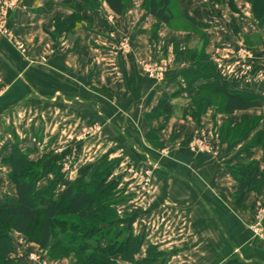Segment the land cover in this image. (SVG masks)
Listing matches in <instances>:
<instances>
[{
	"label": "crops",
	"instance_id": "0c3cea01",
	"mask_svg": "<svg viewBox=\"0 0 264 264\" xmlns=\"http://www.w3.org/2000/svg\"><path fill=\"white\" fill-rule=\"evenodd\" d=\"M171 2L176 19L206 36L205 53L220 70L221 82L231 91L261 97V107L251 110L264 116V26L259 27L250 5L235 0L237 12L226 1ZM142 3L130 0L120 16L104 3L87 10L78 0H21L12 12L11 30L27 50L20 53L0 38V206L16 203L7 176L10 168L3 163L14 143L32 162L61 158L57 161L63 181L55 194L74 181L81 167L108 160L116 163L112 176L119 179L114 208L120 217L112 226L145 238L136 259L152 245L166 254L167 264H264V242L250 231L257 218L264 229V188L238 206L233 200L237 184L230 174L235 164L253 163L259 176L263 150L245 148L251 135L232 142L223 139L218 125L225 116L190 119L189 103L196 91L181 80L188 62H176L173 45L185 36L198 37L160 25L153 39L156 20ZM75 12L84 20L70 32L57 34L55 21ZM109 33L114 40L108 39ZM122 36L130 37L131 51L119 56L113 45ZM242 46H251L253 62L237 57ZM151 61L166 65L161 81L141 70L142 63ZM159 104L167 120L161 116L147 121L145 115ZM96 124L102 126L101 133L84 138L86 128ZM203 128L216 129V159L193 156L181 146ZM259 130L264 131L263 122ZM150 139L168 155L153 149ZM122 164L138 172L156 167L149 194L141 193L139 180ZM260 209L263 215L258 216ZM17 252L12 259L19 258Z\"/></svg>",
	"mask_w": 264,
	"mask_h": 264
},
{
	"label": "trees",
	"instance_id": "16d2710c",
	"mask_svg": "<svg viewBox=\"0 0 264 264\" xmlns=\"http://www.w3.org/2000/svg\"><path fill=\"white\" fill-rule=\"evenodd\" d=\"M78 1L87 10H98L104 3L118 16L126 12L129 2ZM171 3V0H143L142 9L156 20L151 35H155L160 25L170 26L174 19ZM251 5L254 7L257 22L263 21L264 0H251ZM185 18L188 22H193L187 15ZM82 20L84 18L75 12L65 20L57 19L55 30L57 34L70 32ZM197 26L201 29L207 27L203 24ZM206 42V36L203 35L200 51L194 48L189 52L179 51L177 46L174 49L177 61L186 56L191 63L192 69L184 70L179 76L188 89L196 91L191 101L201 108L200 115L213 105L211 97L214 96L224 99L223 107L218 111L225 115L260 108L263 100L261 97L231 91L227 83L221 82L220 70L205 53ZM160 108L159 104L145 115V119L161 117ZM261 121L264 123V116L262 120H254L251 124L244 125L239 131L240 138L258 128ZM152 134L155 135L154 132ZM252 147L262 148L264 154L263 130L256 131L245 148ZM57 160L46 161L42 158L32 162L28 160L26 153L19 150L16 143L11 145L10 154L3 163L10 168L7 176L14 186L16 203L13 206H0V264H27L26 255L19 258V261L11 258L15 248L10 233L23 236L29 243L50 252L51 255L59 253V257L82 256L77 264H117L118 260L127 264H167L166 254L152 245L147 247L142 259H136L144 244V235H132L124 228L112 226L118 218L114 206L118 203L116 194L119 181L112 176L115 166L113 162L105 160L97 165L81 167L74 181L55 194L57 186L63 181L61 166ZM230 174L237 184L233 200L238 206L243 205L250 193L261 195L264 171L257 176L253 163L235 164L231 167ZM43 181L46 183L41 186ZM36 227L40 228V237L37 239L32 236ZM72 229L79 230V233L76 236H66ZM90 236H94L95 246L84 243L88 242L86 240Z\"/></svg>",
	"mask_w": 264,
	"mask_h": 264
},
{
	"label": "rangeland",
	"instance_id": "374dc122",
	"mask_svg": "<svg viewBox=\"0 0 264 264\" xmlns=\"http://www.w3.org/2000/svg\"><path fill=\"white\" fill-rule=\"evenodd\" d=\"M11 3L12 1L14 2V4H16V8L19 6L21 0H10ZM130 1V0H129ZM172 1V0H171ZM224 1L227 2V7L230 9V10H233V11H238L237 7H236V4H235V0H223L222 3L217 1V4H223ZM244 2L248 3L251 7V10L253 11V15L256 14L254 13L255 10L253 9V5H251V0H243ZM9 4V3H8ZM173 13V12H172ZM12 14V13H11ZM11 16V15H10ZM254 18H255V21H257L255 15H254ZM259 27L262 28V26H264V19L263 21H260L259 23ZM261 24V25H260ZM10 25V24H9ZM168 28H171V29H177L179 31H185V32H195L196 35H197V39H194V37L192 36H185V38H182L183 40L181 42H176L174 45H173V54L176 58V55H175V46L178 47V50L179 51H184L185 52H189V50L191 49H198V51H200L201 47H202V37H203V33L202 32H197V31H193L192 29H190V27L188 26V24H185V22L181 19H176V17L174 16V19L173 21L171 22L170 26H168ZM158 29H159V26L158 28L156 29V32H155V35H151L153 36L152 38L153 39H156L157 38V33H158ZM152 31H153V27H152V30H151V34H152ZM111 35H113V37L115 36L114 33H109L108 34V39H112ZM123 37H127L130 39L129 36H122L120 38H123ZM0 38L3 39L0 35ZM115 38V37H114ZM207 39V38H206ZM8 45L9 42L6 40V39H3ZM113 40V39H112ZM22 41V40H21ZM23 42V41H22ZM130 42H131V39H130ZM24 43V42H23ZM25 45V49L27 50V46L26 44L24 43ZM11 46V45H10ZM12 47V46H11ZM13 48V47H12ZM14 49V48H13ZM166 49V48H165ZM131 51V47H130V50L128 52H125L124 54H122L123 56L126 55V54H129ZM168 53V48L166 49V51ZM25 53V52H23ZM116 54V52H115ZM165 55V53H164ZM237 57L240 58V59H244L245 61H247V63H251L253 62L255 56H254V51L253 49H251V46H245V47H241L238 51H237ZM119 56H121L119 54ZM167 56V54L165 56H163L164 58ZM184 60H187L188 64H187V68L186 69H192V66H191V63L189 61V59L185 56L183 58V60L181 61H177L176 62H182ZM41 61L43 63L46 62V59L45 58H42ZM151 62H156L157 65H153V66H150L149 65V62H144L141 64V70L143 71V73L148 77L147 75V72L145 71L146 70V66H150L152 67L153 70H156L159 75L161 76H157V77H160L158 78L159 80L158 81H161L164 77H165V74H166V65L162 64L161 62H157V61H151ZM144 65H145V69H144ZM248 67V66H247ZM246 67V68H247ZM156 77V76H155ZM151 79V78H150ZM205 95V94H203ZM212 98V106L210 108H208L205 113L203 115H200V109L197 105H195L192 101H190L189 103V110H188V113H189V117L190 119L192 120H201L203 118H205L207 115L210 117L211 120L215 119L217 116H225V122H221L222 124L221 125H218V127L221 129V136L223 137V139L225 138V140L227 141H237L239 140L240 138V133L239 131L243 128L244 125L246 124H251L254 120H262L263 116L262 115H256L252 110L247 112V113H233L231 116L229 115H225L221 112H219L218 110L219 109H222L223 107V104H224V99L222 97H219V96H214V97H211ZM159 113L161 114L162 118H166L167 117V114L160 108L159 109ZM243 115H247V116H243ZM166 116V117H165ZM227 116H229L228 118H226ZM154 119V118H153ZM147 120V119H146ZM167 120V118L165 119ZM149 121V120H147ZM262 122V121H261ZM260 122V123H261ZM259 123V124H260ZM218 124V123H217ZM218 128V129H219ZM216 132L219 133L220 129ZM216 130V129H214ZM213 130V131H214ZM102 131V126L99 125V124H96L90 128H86V130L82 133V136L86 139H92L91 137H94L98 134H100ZM207 132V130H205L204 128L203 129H199L197 130L191 137H189L188 139H186L183 143H182V147L185 148L188 153H190L191 155L193 156H196V157H210V158H217L219 153H220V150H219V146L217 145V143L215 142V138H214V135L212 133H215V132ZM256 131H260L259 130V126L258 128H256L255 130H252L250 133H247L246 136H244L242 139L246 138L248 135H251V138H250V141L251 139L253 138L254 134L256 133ZM211 133V134H210ZM239 133L238 137H237V134ZM231 136H230V135ZM225 135V137H224ZM151 136H152V132H151ZM230 136V137H229ZM197 137H204V141L206 142L207 140L209 141V143L212 145V147L214 148L210 153V154H206L205 151L203 152H200V151H195L193 150L192 147L196 148L195 146H201L203 147L204 145H201V143H205L204 141H199V139ZM238 138V139H237ZM237 139V140H236ZM241 139V138H240ZM150 143H152L151 147L153 149H157V150H160L161 151V154L163 156L165 155H168V150L167 149H162L161 148V145L160 143L158 142H154L153 140H148ZM154 143V144H153ZM207 143V142H206ZM205 147V146H204ZM203 148H201L202 150H205ZM74 156V155H73ZM75 157V156H74ZM115 166H116V163H114ZM124 165V167L122 166ZM121 167L122 168H126L125 170H127V173L131 176H134L136 179L139 180L140 182V191L142 194H149L150 192V189H151V181H152V178H153V171L156 169L155 168H151V169H144L143 171L141 172H138L136 171L135 169L129 167V164L128 166L126 167V164H122ZM114 166V168H115ZM120 167V168H121ZM118 169V168H117ZM115 170V169H113ZM9 173V172H8ZM115 209V208H114ZM116 211V210H115ZM117 213V216L120 217V213L119 212H116ZM257 215L260 216V215H263V211L262 209H260L258 212H257ZM70 218V217H69ZM257 218V216H256ZM72 219V218H71ZM118 219V218H117ZM258 224V218L255 219L254 223H252L250 225V231L251 233L254 235V232L253 230L256 229V226ZM113 225V224H112ZM57 229V228H56ZM263 229V228H262ZM53 231H56L55 229ZM264 231V229H263ZM79 233V230L77 229H72V230H69L67 233H66V236H70V235H75ZM11 235V238L13 240V243L14 245L16 246V248L18 250L21 251V253H18L20 251H15L17 252L18 254V257L21 258L22 256L26 255V260L25 262H27V264H31L27 261L28 258V255H32L33 257H36L37 260H39L38 262L40 264H77V261H81V257L82 256H68V257H59L57 255H59V253H52V255L50 254V252L48 253V251L46 250H41L37 245L33 244V243H29L23 236L21 235H17V234H14V233H10ZM32 236L34 238H39L40 237V228L39 227H36L34 229V233H32ZM94 236H90L87 238L86 241L88 242H84V243H88L89 246H92L94 245ZM263 240V239H262ZM264 242V240H263ZM95 246V245H94ZM16 249V250H17ZM89 251L90 248H89ZM114 252V251H113ZM20 254H23L22 256H20ZM139 254V253H138ZM72 257V258H71ZM19 258H15V260H21ZM122 261H117V264H124L123 262L121 263ZM34 264V263H33ZM115 264V263H114Z\"/></svg>",
	"mask_w": 264,
	"mask_h": 264
},
{
	"label": "built area",
	"instance_id": "2783aa9c",
	"mask_svg": "<svg viewBox=\"0 0 264 264\" xmlns=\"http://www.w3.org/2000/svg\"><path fill=\"white\" fill-rule=\"evenodd\" d=\"M9 3V4H8ZM16 9V4H14V2L10 0H0V35L3 39H6L9 44L18 52L23 53L26 51L25 49V45L24 43L14 35V33L11 30L10 27V15L11 13ZM112 39L114 40L113 35H111ZM131 47V42L130 39L127 37H123L119 40H116L114 45H113V50L114 52H116L117 55H122L125 52H128L130 50ZM150 66L153 65H157L156 62H149ZM150 66H146V72L149 78L153 79V80H159L158 78H160L161 74L159 75V73L156 70H153L152 67ZM144 69H145V65H144ZM160 77H157V76ZM156 76V77H155ZM199 139V141H204V137H197ZM205 142V141H204ZM207 142V143H206ZM205 143H201V145H204V149L202 150L201 146H195L196 148L192 147L193 150L195 151H200L203 152L205 151L206 154H210L212 153L211 151L214 149L212 147V145L209 143V141L207 140ZM254 235L263 239L264 240V231L262 229V226L260 224V222H258L256 229L253 230ZM27 258V257H26ZM27 261L31 264H40L36 259V257H33L32 255H28Z\"/></svg>",
	"mask_w": 264,
	"mask_h": 264
}]
</instances>
